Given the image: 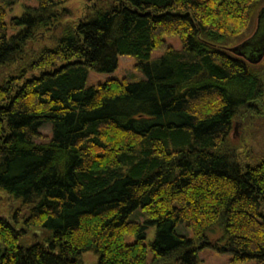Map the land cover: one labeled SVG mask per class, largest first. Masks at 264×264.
Instances as JSON below:
<instances>
[{
    "label": "trees",
    "instance_id": "trees-1",
    "mask_svg": "<svg viewBox=\"0 0 264 264\" xmlns=\"http://www.w3.org/2000/svg\"><path fill=\"white\" fill-rule=\"evenodd\" d=\"M18 1L0 0V264H198L205 246L264 264V152L230 141L264 110V63L238 54L264 0H84L74 20L36 0L6 20ZM119 55L144 77L85 86Z\"/></svg>",
    "mask_w": 264,
    "mask_h": 264
},
{
    "label": "rangeland",
    "instance_id": "rangeland-1",
    "mask_svg": "<svg viewBox=\"0 0 264 264\" xmlns=\"http://www.w3.org/2000/svg\"><path fill=\"white\" fill-rule=\"evenodd\" d=\"M25 5L34 6L37 5L36 0H19L11 10H7V14L5 19L8 20L11 16H18L21 14ZM84 0H70L64 4V6L70 11L71 16L65 18V20H74L76 19L82 12L84 7ZM251 33V32H250ZM248 33L246 36H248ZM245 36V37H246ZM166 43L171 45L174 48H180L181 42L177 35L164 36ZM163 53L160 49H155L151 57L150 61H154ZM260 62L264 63V54L260 59ZM139 61L135 59L133 56L127 55H119L118 56V65L111 72H96L93 70L89 71V75L85 82V86H93L98 83H102L109 78H125L128 81H134L144 77L143 71L138 65ZM264 101V99H263ZM264 105V104H263ZM246 118V117H245ZM235 121L234 130L230 137V141L234 146L237 147V150L241 152L242 156H246L247 153L249 156H259L264 152V110L262 114H248L247 119ZM237 121H239L237 123ZM40 132L43 135L51 136V124L44 123L40 128ZM42 140H47V138L43 139L34 138V141L40 142ZM247 160H251L247 158ZM145 215L138 208L134 210L129 215V220L143 221L145 219ZM176 232L180 234H184L186 236H191L192 231L189 227H187L184 223H178L176 225ZM155 236V226L153 224L148 225L145 233L144 241L147 243L152 241ZM124 239L129 242L134 240V238L130 235H125ZM232 254L230 252H219L212 247L205 246L201 248L198 252V264H254L255 261L253 259L242 261V262H233ZM82 260L85 264H90L96 261V257L93 256L90 252H86L82 254Z\"/></svg>",
    "mask_w": 264,
    "mask_h": 264
},
{
    "label": "water",
    "instance_id": "water-1",
    "mask_svg": "<svg viewBox=\"0 0 264 264\" xmlns=\"http://www.w3.org/2000/svg\"><path fill=\"white\" fill-rule=\"evenodd\" d=\"M263 37L257 38L255 40L245 41L240 45L238 48V54L246 56L248 52L255 58V62L259 61L262 58V55L264 54V34ZM237 48H232V50H236Z\"/></svg>",
    "mask_w": 264,
    "mask_h": 264
},
{
    "label": "flooded vegetation",
    "instance_id": "flooded-vegetation-1",
    "mask_svg": "<svg viewBox=\"0 0 264 264\" xmlns=\"http://www.w3.org/2000/svg\"><path fill=\"white\" fill-rule=\"evenodd\" d=\"M263 27V28H262ZM262 27H261V29H260V27L258 28L257 27V29H256V31H257V36H256V39L259 37V38H261V37H263L262 35L264 34V24L262 25ZM255 31V32H256ZM247 53V55H246V57H253V56H251V54H249L248 52H246ZM249 60H250V58H249Z\"/></svg>",
    "mask_w": 264,
    "mask_h": 264
},
{
    "label": "bare ground",
    "instance_id": "bare-ground-1",
    "mask_svg": "<svg viewBox=\"0 0 264 264\" xmlns=\"http://www.w3.org/2000/svg\"><path fill=\"white\" fill-rule=\"evenodd\" d=\"M260 61V60H259Z\"/></svg>",
    "mask_w": 264,
    "mask_h": 264
}]
</instances>
